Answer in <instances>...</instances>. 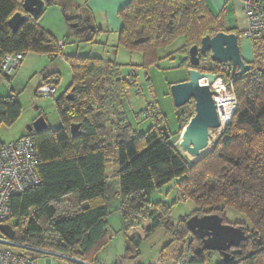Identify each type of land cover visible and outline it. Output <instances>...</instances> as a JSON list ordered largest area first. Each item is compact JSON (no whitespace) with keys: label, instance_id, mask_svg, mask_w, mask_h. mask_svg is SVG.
<instances>
[{"label":"trees","instance_id":"trees-1","mask_svg":"<svg viewBox=\"0 0 264 264\" xmlns=\"http://www.w3.org/2000/svg\"><path fill=\"white\" fill-rule=\"evenodd\" d=\"M21 3L0 0V63L6 55L23 58L30 53L48 57L61 53L58 41L40 27V16L34 19L25 14ZM17 12L26 19L12 33L8 20ZM118 17L120 47L140 53L149 66L156 65L160 50L182 39L183 45L175 53L184 57L178 67L186 70L190 69L189 49L199 46L203 37L220 32L221 27L205 0H130ZM63 19L68 27L66 37L92 42L96 32L88 21L65 13ZM261 39L252 41L254 49ZM62 56L71 72V84L63 96L54 99L61 125L23 136L33 141L40 181L9 200L8 223L13 222L15 233L11 240L98 264L96 254L107 243L108 202L118 199L116 211L126 258L138 255L140 242L128 233L149 222L145 236L162 229L169 238L164 254L191 236L188 246L193 261L204 264L205 252L196 254L200 242L188 230L186 220L172 221L173 204L148 200L152 193L175 182L179 193L195 207L193 215L216 214L223 224L243 228L246 240L231 249L233 260L226 264H264V72L250 64L242 77L232 78L231 71L220 76L226 83H233L236 110L211 150L193 163L174 146L192 116L183 118L184 113H178L177 129L169 132L156 104H150L143 111V116L151 120L147 132L138 134L128 125L125 90L136 85L135 68L131 74L122 75L121 67L111 61ZM205 61L208 63L203 66ZM196 70L218 74L208 57L200 59ZM0 77L8 76L0 72ZM57 81V74L43 77V85L56 87ZM21 112L17 97H0V125L11 127ZM72 124L78 125L74 136L70 132ZM163 125L168 138L161 131ZM112 160L117 168L113 179L119 187L114 195H110L106 175ZM226 209L240 214L248 224L227 221Z\"/></svg>","mask_w":264,"mask_h":264},{"label":"rangeland","instance_id":"rangeland-1","mask_svg":"<svg viewBox=\"0 0 264 264\" xmlns=\"http://www.w3.org/2000/svg\"><path fill=\"white\" fill-rule=\"evenodd\" d=\"M63 43L67 46V50H74L75 56L100 58L118 64L121 67L122 75L131 74L132 69L135 68L136 85L129 91L130 96L125 107V114L128 125L138 134H144L151 126V120L143 116V111L150 104H156L159 113L166 120L169 132H175L177 129L178 113L183 112L185 116L183 118L193 116L194 107L191 104L175 109L169 93L171 85L188 79L187 70L184 67H178L181 60L179 55L175 53L183 45L182 39L177 40L168 49L160 50L156 65L149 66L145 65L144 58L140 53H130L120 47L118 38L103 37L96 39L94 37L92 42L84 43L77 42L72 36H64ZM169 54H172L171 57H167ZM40 56L31 53L25 55L22 64L20 63L21 65L13 69L7 78L0 77V97L15 96L22 108L20 117L11 127L0 125V144H7L20 139L25 135L26 127L40 116L44 118L51 130L58 129L61 125L55 109L54 99L63 96L69 89L71 84L70 69L64 60L56 58L54 61H49ZM207 63L208 61H205L203 66H206ZM52 64H59L55 97L54 99L39 98L35 95V90L43 84L44 69ZM133 91L139 92V95L135 96ZM132 93L133 95H131ZM211 135H214V133L212 132ZM216 140H209L208 151L211 150V145ZM180 142L179 136L174 142L177 151H179L178 148H181ZM181 150L183 151L182 148ZM184 153L188 160L192 162L197 160V158H190L186 152ZM116 169L112 160L106 170L110 195H114L119 188L118 182L113 179ZM148 200L152 203L162 201L173 204L172 221L174 223L178 219L187 220L194 216L192 213L195 207L187 200L182 199L179 191L176 190L175 182H171L152 193ZM118 205V199L108 202L107 243L96 254L98 264H170L171 260L180 256L183 252L191 253L190 247L185 244L186 241L191 240V236H187L182 241L172 245L164 254V247L169 242L168 236L162 229L145 236L144 231L150 226V223L146 222L141 229L131 230L128 233V237L139 238L140 242L138 255L135 258H126L125 240L121 234V219L118 211H116ZM225 218L230 223L248 224L240 214L230 209L225 210ZM11 224L13 222L9 225ZM203 257L205 264H221L222 262L220 255L216 252H205ZM47 260H50L51 264H70L66 260L52 256L37 260V264H45Z\"/></svg>","mask_w":264,"mask_h":264},{"label":"water","instance_id":"water-1","mask_svg":"<svg viewBox=\"0 0 264 264\" xmlns=\"http://www.w3.org/2000/svg\"><path fill=\"white\" fill-rule=\"evenodd\" d=\"M49 4L50 0H22L21 8L25 14L35 19ZM25 19L21 13L17 12L8 20V27L12 33L19 30ZM206 57L211 64H228L232 78L242 77L250 70V66L241 59L238 37L233 33L218 32L212 37L205 36L200 40L199 46L194 45L189 49L188 79L185 82L171 85L169 93L175 109L184 107L190 101L193 102L194 114L180 134V143L190 158L200 156V152L209 145V131L219 128L212 92L209 89V85L217 79V75L196 70L200 65V59ZM204 80L207 82L206 85ZM67 97L70 98L71 95ZM47 128L46 121L40 116L26 127V132L38 134L46 131ZM77 128L78 125H70L72 136L75 135ZM161 131L166 138L169 137L165 125L161 127ZM186 226L190 233L200 241L196 254L216 252L220 255L223 264L233 260L228 251L237 249L240 243L246 240L242 227L223 224L221 217L216 214L194 215L186 220ZM0 233L8 239H13L15 235L10 225H1ZM46 264L49 262L47 261Z\"/></svg>","mask_w":264,"mask_h":264},{"label":"built area","instance_id":"built-area-1","mask_svg":"<svg viewBox=\"0 0 264 264\" xmlns=\"http://www.w3.org/2000/svg\"><path fill=\"white\" fill-rule=\"evenodd\" d=\"M240 1L242 2L246 20V28L240 34V37L248 41L264 38V3L258 2L257 0ZM57 47L61 51L63 43L60 41L57 42ZM50 58L64 60L61 53L56 56L52 55ZM21 60L22 58L19 54L3 56L0 63L1 74L8 76L13 69L20 65ZM214 68L218 71V74H215L217 75V79L209 85V89L212 92V101L215 106L219 128L209 131L208 140L217 139L223 133L226 126L230 123L237 106L233 83L231 81L226 83L220 77L230 73V66L228 64H214ZM130 77L127 78L128 81ZM204 84H207L206 80H204ZM132 88L130 87L125 90L127 97L130 96L129 91ZM133 93L135 95L139 94L137 91H133ZM55 94L56 87L54 85H43L35 92V95L39 98L54 99ZM212 132L214 135H211ZM39 181L37 154L30 137L25 136L16 141L0 145V226L9 225L8 222L11 218L10 198L23 193L27 188L38 185ZM181 197L183 200H187L182 195ZM185 244L188 246L187 241ZM27 253L40 257L31 258ZM48 256L66 260L71 264H88L76 258L15 243L0 233V264H37V260L44 259ZM47 261L51 264L50 260ZM47 261H45V264ZM170 264L200 263L194 262L193 255L185 251L180 256L171 260Z\"/></svg>","mask_w":264,"mask_h":264},{"label":"crops","instance_id":"crops-1","mask_svg":"<svg viewBox=\"0 0 264 264\" xmlns=\"http://www.w3.org/2000/svg\"><path fill=\"white\" fill-rule=\"evenodd\" d=\"M129 1L130 0H54L53 4L50 3L44 8L42 14L40 15L39 25L46 32L50 33L58 42L60 41L63 43L64 36H67L68 34V27L66 26L63 19V15L65 13V15L68 17H79L82 20L88 21L90 26L96 32V39H101L103 37L118 38L117 35L121 30V21L118 17V12L122 10ZM205 1L210 13L213 15V17L219 20V24L221 25L220 32L238 35L237 37L240 56L244 63L248 65H255L256 68L263 71L264 38L258 40L257 48L254 49L252 41H248L240 37V34L246 28V20L242 2L240 0ZM257 1L264 3V0ZM66 47L67 46L63 43L61 53L64 56L76 55L74 54V50H67ZM40 57L46 58L49 61H54V59H51L48 56L41 55ZM179 58L181 61L184 59L182 55H179ZM58 66L59 64H52L50 67H46L44 69V75L58 74ZM41 86H43V84L39 87ZM108 181L109 180L107 176V184Z\"/></svg>","mask_w":264,"mask_h":264},{"label":"bare ground","instance_id":"bare-ground-1","mask_svg":"<svg viewBox=\"0 0 264 264\" xmlns=\"http://www.w3.org/2000/svg\"><path fill=\"white\" fill-rule=\"evenodd\" d=\"M181 148L183 149L184 152H186V151L184 150V148L182 147V145H181ZM208 150H209V145H208L204 150H202V151L200 152V154H201V155H204V154H206V153L208 152Z\"/></svg>","mask_w":264,"mask_h":264},{"label":"flooded vegetation","instance_id":"flooded-vegetation-1","mask_svg":"<svg viewBox=\"0 0 264 264\" xmlns=\"http://www.w3.org/2000/svg\"><path fill=\"white\" fill-rule=\"evenodd\" d=\"M190 104L193 106V102H192V101H190L187 105H190ZM199 242H200V241H199ZM230 251H231V250H229L228 252L230 253Z\"/></svg>","mask_w":264,"mask_h":264}]
</instances>
